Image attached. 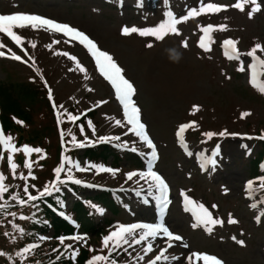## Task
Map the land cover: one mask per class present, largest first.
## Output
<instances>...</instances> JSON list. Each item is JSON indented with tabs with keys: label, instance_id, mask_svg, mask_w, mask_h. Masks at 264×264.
Masks as SVG:
<instances>
[{
	"label": "rangeland",
	"instance_id": "obj_1",
	"mask_svg": "<svg viewBox=\"0 0 264 264\" xmlns=\"http://www.w3.org/2000/svg\"><path fill=\"white\" fill-rule=\"evenodd\" d=\"M204 2L226 5L228 9L190 19L178 25L181 32L179 36L168 35L163 41H156L152 37H141L138 34L122 35V28L158 26L167 19L169 12L178 18L183 17L192 8L198 9L201 0H143L142 6L140 0H0L1 14H35L68 24L88 34L101 50L113 56L124 69L125 77L134 84L136 94L133 99L141 109L142 122L159 154V159L152 161L153 170L165 178L172 195L166 212L161 216L156 200L147 196L148 183H137L138 177H134L132 181L126 179L129 172L147 171L151 150L130 131V125L123 123V109L116 99L115 90L100 75L94 59L82 46L61 34L31 28L14 29L25 40L24 48L28 53L25 55L9 37L7 39L0 33V43L6 45L0 51L7 53L11 49L27 61L21 63L0 58V84L42 80L46 82L48 90L51 89L53 103L60 112L66 109L81 117L85 111H94L92 115L84 118V134L79 133L78 141H84L85 137L95 141L102 136H120L121 140L117 142H127L129 150L133 145L139 149V157L136 159L123 156L119 162L114 161L113 157L106 161L89 162L83 156L84 147L74 146L79 151L71 159L79 162L82 168L95 164L119 169L113 176L106 172L98 174L94 168L87 171L71 168L72 173L83 174L79 175V180L90 184L85 187L97 189V184L102 188H112L115 195L119 194V212L112 213L106 204L91 200L88 203L89 208L98 220L99 227L105 231L100 234L101 231L97 230L96 235L78 231L76 235L86 236V242L76 244L67 240V244H72L75 248H87L89 245L93 256L107 255L102 240L114 230L115 225L158 223L163 219L174 234L183 237L182 241L173 242L175 247L168 250V254L180 256L172 264H186L185 258L191 252L214 255L223 264H264V203H261L264 200V191L256 192L252 196L246 191L249 181H258L260 177H264L254 174V165L251 162L259 151L258 139H247L264 133V98L248 88L252 86L249 68L251 58L242 56L240 61L229 60L222 54L225 39L238 40L237 48L241 52L249 51L257 43L264 46V0H260L261 11L252 19L247 16L251 5H246L245 11L240 12L231 7L235 0ZM208 24L216 27L227 25V30L213 33L216 42L212 45V50L206 52L198 47V42L202 35L200 27ZM54 40H60V43L54 44L49 50L47 46ZM185 40L188 47L182 46ZM31 43H35L36 47L32 48ZM148 43H152L153 47H147ZM168 49H175L180 53V59L176 61L170 58ZM57 52L74 55L87 69L89 78L85 79V74L76 68L74 61L56 55ZM257 55L264 58V53L258 52ZM29 56L34 59V66ZM241 62L244 63L245 71L238 70ZM89 88L93 91H88ZM98 101L107 103L97 106ZM60 105L64 109H59ZM194 105L199 106L200 110L192 115ZM42 106L45 107L43 102L34 104L39 118V123L35 120L34 128H40V123L49 122L50 114L46 108L41 110ZM245 112H250L251 115L242 118V113ZM110 118L120 119L123 126H117L115 120ZM62 119L63 124H71L66 116ZM88 120L95 126V135L88 127ZM190 121H195L198 125L197 130L189 129L185 133L191 156L181 147L176 137L178 127ZM225 129L228 133L237 135L215 136L206 143L202 142L206 140L202 133H220ZM217 144L220 145L222 157H217L219 166L215 172L210 168L202 170L197 155L200 152L210 155ZM242 145H247V148ZM24 162L22 159L20 165L23 166ZM41 168L42 173L34 175L36 179L29 178L27 181L28 184H36L38 188L29 189L27 197L46 185L54 170L51 169V163L42 164ZM3 174L9 189L0 203L8 202L12 196L19 198L25 187V181L19 178L21 171H17L16 178H13L7 158ZM254 186L259 187L258 183ZM141 188L145 191L138 197L135 193L141 191ZM62 189L67 192L63 202L64 209H69L78 199L84 200L86 196L99 192L86 189L73 195L66 188ZM181 193L197 204H203L212 212L214 218L224 221L223 226H216L211 235L203 227L194 228L195 220L191 211H185L184 196ZM142 197L147 198V204L143 203ZM253 204L256 207H252ZM98 209L103 210L102 214ZM229 215L238 223H227ZM258 217L260 222H257ZM51 241L52 239L46 240L48 243ZM165 241L166 238L158 237L154 242L155 251L145 257L144 262L136 261V264H147L161 248L166 247ZM237 241H243V245ZM185 244L188 245L187 248L183 247ZM140 249L141 246L136 247V251ZM129 251L135 256L136 251ZM113 258L120 264H131L128 253L123 250L114 254Z\"/></svg>",
	"mask_w": 264,
	"mask_h": 264
},
{
	"label": "snow or ice",
	"instance_id": "obj_2",
	"mask_svg": "<svg viewBox=\"0 0 264 264\" xmlns=\"http://www.w3.org/2000/svg\"><path fill=\"white\" fill-rule=\"evenodd\" d=\"M143 0H140V6H142ZM251 5V9L247 12V16L249 19H252L256 13L261 11V2L260 0H235V3L231 5L232 8L239 10L240 12L245 11V6ZM228 6L219 5L217 3H205L204 0H201V6L197 8H192L187 14L183 17H176L172 12L167 14V19L160 23L158 26L149 27V28H139L135 26L131 27H123L122 35L129 36L132 34H138L141 37H152L156 41H163L168 35H177L181 34L178 25L182 23H186L190 19H194L196 17L207 15V14H215L222 11H227ZM31 28L32 30H44L50 33L61 34L62 36L68 38V40L76 41L80 45L84 46L87 52L91 55V57L95 61V66L100 75L108 81L112 88L115 90L116 99L119 101L120 105L123 109V123L130 125V131L139 139L141 143H143L148 149H150L149 154V166L147 171H132L126 174V179L128 181H132L134 177H138L137 183L139 181H146L148 183L147 188V196L152 197L157 202V207L160 209V214L166 212L168 205L170 204L169 200V185L166 182L165 178L159 174L157 171L153 170L152 161H156L159 159V154L156 149V145L153 142V139L150 137L146 125L142 122L141 119V109L137 106L133 97L136 94V89L134 87L133 82L127 79L124 75V69L114 60L113 56L109 54L105 50H101L98 46L97 42L91 39L85 33L75 29L68 24H61L55 22L51 19L44 18L35 14H25V13H16V14H0V33L5 34L7 37L14 42L17 47L20 48L25 55H28L27 51L24 48L25 40L22 36L17 34L14 29H24ZM200 32L202 35L199 37L198 47L203 49L206 52L212 50V45L216 42L213 33L216 31H226L227 25H220L218 27L213 26L212 24H208L207 26L200 27ZM60 40H54L52 44L47 47L49 50L52 49L54 44H59ZM239 44L238 40L233 39H225L223 41L222 47L224 49V55L229 60H237L240 61L242 56H247L251 58L252 63L249 65L251 69V80L250 83L254 88H256L261 94H264V58H261L257 55L258 52L264 53V46L257 43L254 47H252L247 52H241L237 45ZM147 47H153L152 43H148ZM182 46L188 47L187 40L182 42ZM31 47L35 48L36 44L31 43ZM0 48H6V45L0 43ZM8 53H11L10 55ZM56 55H62L67 57L69 60H72L76 64V68L85 74V79H88L87 69L81 64V62L69 52H57ZM0 58L12 59L15 61H19L21 63H27L26 60L22 58L21 55H17L15 52H12L11 49H8V52L0 51ZM29 59L32 60L33 66L35 65V61L32 57L29 56ZM239 71H245L244 63L241 62ZM45 86H47L45 82ZM88 91H93L92 88H89ZM49 99H52V92L49 89ZM107 103V101H98L97 106ZM54 109L57 108L55 103H53ZM59 109H64L63 105L58 106ZM200 110L199 106L194 105L191 114L195 115L196 112ZM251 115L250 112L242 113V118ZM63 116L67 117V121L75 124L78 120H80V116L73 115L64 109L63 112L57 111V123L58 125L63 123ZM115 120V124L117 126H123L122 121L120 119L110 118ZM88 127L92 129L93 135L96 134L95 126L91 120L87 122ZM80 133L84 134V126L80 125ZM193 129L197 130L198 125L195 121H190L185 124H181L176 132V137L178 143L186 150V153L191 156L192 152L188 150V144L185 140V133L187 130ZM68 135L71 136V141L75 147L83 148L86 146H95L98 143H110L112 141H120V136H102L98 137L97 140H89L85 137L84 141H78L76 136L72 133L71 129H68ZM204 137H206L204 143L207 140H211L215 136L226 137L228 135H237L230 134L225 129L220 133L215 132H204L202 133ZM65 136V132L61 131V138L63 142V137ZM261 139L264 140V133H262L259 137H247V139ZM14 138L10 135L6 136L3 132L2 127H0V148L3 151L8 153L7 161L9 168L13 174V178H16V170L18 165L14 162V155L18 152H23L26 157H30L31 154L37 153L41 154V159L46 158V154L43 153V149L41 148H33L28 145H24L18 148L13 142ZM122 149H129L127 142H124L121 145H118ZM242 147L247 148V145H242ZM130 150L132 152H138L139 149L133 145ZM143 154V153H142ZM217 157H221L220 145L217 144L213 150H211L210 155H205L204 152H200L197 155V159L200 161V166L202 170L211 169L212 172H215L217 167L219 166V162ZM3 159L2 154H0V160ZM65 164L68 165V171H71V168H76L78 171H87L88 169L94 168L96 172L102 173H110L113 176L119 172V169H112L105 167L103 165H95L88 164L86 168H82L79 162H74L71 158L64 156L62 157V161L60 166L55 168L56 181L49 185H45L43 191L39 192V196H33L28 194V201H36L40 198H43L46 195H51L52 190L59 191L57 187L58 183H64V181L60 180L61 172L65 171ZM24 167L28 170L27 176L23 173L20 174V179L25 181L24 192L28 193L27 180L29 178L36 179V177L32 174L33 165L30 159H26L24 162ZM261 170L264 171V165L261 166ZM68 180L73 181L76 184L82 183L80 180H74L71 175H68ZM6 176L0 172V200L3 199L4 194L8 192L9 186L5 183ZM258 183L259 187H255L254 185ZM145 191L141 188V191H137L136 196L140 197L141 192ZM225 194L227 193V189L225 188ZM246 191L249 196H252L254 193L259 191H264V177H260L258 181H249L246 185ZM184 196V208L185 211H191L193 218L195 220V224L193 227H203L204 230L211 235L214 228L216 226H223L224 221L220 218H214L212 212L209 211L203 204H197L195 201L190 199L184 193H181ZM13 200H17L18 203L23 205L25 201L20 200L18 196H12ZM143 203L147 204L148 200L146 197H142ZM264 203V200L261 201ZM6 207L5 204H0V210H3ZM216 207V205H213ZM252 207H256L255 204ZM101 212V209H98ZM14 215V214H13ZM24 219V217H21ZM257 222H260L259 217L257 218ZM227 223L236 224L238 223L231 215H229ZM23 231V230H20ZM158 237L166 238V247H163L159 250L158 254H156L153 258L147 261V264H172L173 261H177L180 259L178 255L168 254V250L175 247L173 242L182 241L183 237L177 234H174L168 226H166L163 219H161L158 223H131L128 225L117 224L114 226V230L109 233L108 236L104 237L102 240L103 249H107V255H94L90 260L87 261V264H118L117 260L113 258L114 254H119L120 250L128 253L129 258L131 259V264H136V261L144 262L145 257L149 256L150 253L155 251L154 242ZM41 241L51 239V237L41 236L39 237ZM61 245H64L66 240L74 241L76 244H79L81 241L87 240L86 236L73 235V236H61L58 238ZM235 239V237H233ZM241 245H243V241H237ZM141 246L140 251H136V247ZM39 247L38 244L29 245L28 248L23 249L21 253L18 255H24L32 249ZM183 247L187 248L188 245L185 244ZM102 249V250H103ZM132 249L136 251L135 256H133L132 252L129 251ZM55 252H60L59 249H53ZM141 252L143 254H141ZM65 254H69V258L75 264L76 258L79 255V249L75 248L72 244H68L64 246V251L60 252V255L57 256V260H59ZM3 255V253H0ZM186 264H223V262L214 255H210L207 253H199V252H191L185 258ZM50 264H56V261L50 262Z\"/></svg>",
	"mask_w": 264,
	"mask_h": 264
},
{
	"label": "trees",
	"instance_id": "obj_3",
	"mask_svg": "<svg viewBox=\"0 0 264 264\" xmlns=\"http://www.w3.org/2000/svg\"><path fill=\"white\" fill-rule=\"evenodd\" d=\"M44 91L38 84L9 83L0 85V101L2 107V121L5 130L12 135L15 143L20 147L23 143L40 147L49 135L43 128L29 127L36 120L35 107L44 99ZM26 125L18 124L14 118ZM54 128V127H53ZM107 147L88 150L89 157H106ZM33 158L39 157L37 153ZM51 203L54 201L47 198ZM12 202L0 210V264H73L69 254L59 260L57 256L64 251V245L59 242L63 234L74 233V227L56 216L45 204L43 199L30 202L27 206L19 207ZM55 204V203H54ZM14 214V215H13ZM81 214L85 216L82 219ZM24 217V219H21ZM76 220L85 230H94V221L90 220L89 212L83 205H78L75 211ZM54 230L56 241L52 245H43L39 237ZM23 230V231H20ZM38 244L39 247L30 250L24 255H18L29 245ZM53 249H59L55 252ZM89 257L88 250H82L76 258L75 264H84Z\"/></svg>",
	"mask_w": 264,
	"mask_h": 264
},
{
	"label": "clouds",
	"instance_id": "obj_4",
	"mask_svg": "<svg viewBox=\"0 0 264 264\" xmlns=\"http://www.w3.org/2000/svg\"><path fill=\"white\" fill-rule=\"evenodd\" d=\"M167 51L170 53V58L176 61L180 59V53H178L175 49H168Z\"/></svg>",
	"mask_w": 264,
	"mask_h": 264
}]
</instances>
